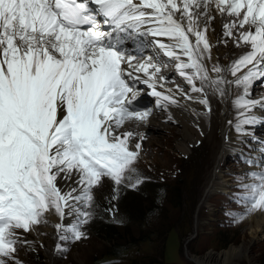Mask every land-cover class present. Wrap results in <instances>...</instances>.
Segmentation results:
<instances>
[{
	"label": "snow or ice",
	"instance_id": "1",
	"mask_svg": "<svg viewBox=\"0 0 264 264\" xmlns=\"http://www.w3.org/2000/svg\"><path fill=\"white\" fill-rule=\"evenodd\" d=\"M213 5L237 17L224 25L225 36L234 27L254 29L240 32L236 41L250 50L226 69L213 65L214 79L204 63L211 59L207 23L200 26L201 16L213 19ZM126 40L136 42L137 54L151 46L157 57L162 52L177 61L176 71L192 92L204 90L196 80L221 96V85L242 87L233 101L242 109L237 131L241 124L264 121L252 114L264 110V97L249 98L254 82L264 85V0H0V264H21L16 245L28 242L20 241L17 230L31 231L52 210L62 221L76 213L74 223L55 225L59 240L87 238L82 226L92 217V189L105 177L121 184L142 147L137 142L135 151L130 148L131 131L116 132L126 121L151 114L134 107L135 85L151 89L157 108L178 104L172 89L157 90L166 79H156L158 60L149 55L133 63ZM225 71L234 79L225 80ZM198 102L211 112L207 97ZM74 175L79 188L58 187ZM250 175L253 182L243 185L246 212L264 211V168ZM141 183L136 178L129 187ZM55 250L63 249L57 243Z\"/></svg>",
	"mask_w": 264,
	"mask_h": 264
},
{
	"label": "rangeland",
	"instance_id": "2",
	"mask_svg": "<svg viewBox=\"0 0 264 264\" xmlns=\"http://www.w3.org/2000/svg\"><path fill=\"white\" fill-rule=\"evenodd\" d=\"M214 46L219 45L215 42ZM145 57L143 54L136 56V59ZM225 59L226 66H220L222 69L228 68L232 62L229 54ZM221 75L227 80V71ZM257 84L264 86L259 81L254 82V86ZM228 96L227 92L221 99L222 109H229ZM257 97L256 93H250L249 98ZM138 100L145 105L137 109L147 110L150 107L160 110L155 109L156 106L152 108V100L147 92L138 95ZM239 119L237 115L232 123H237ZM222 131L220 125L216 138L218 141L220 139V144L223 143ZM234 131H237L236 128ZM246 131H251L252 137L242 143L243 149L239 154L230 155L220 168L219 176L225 180L223 187L226 191L217 190L211 194L204 193V189L214 179L215 165H208L211 154L202 139L192 140L193 146L187 145V150L177 147L178 143H182L181 139L173 137L166 143L162 137H158L157 132H146L145 135L157 136L154 144L147 143L146 138L142 142L131 139L130 143L134 146L137 142L142 143V150L132 164L134 171L126 173L119 185L105 177L92 189L93 202L88 209L92 217L82 226L87 238L80 241L59 240L60 233L55 225L62 223L67 226L74 223L76 217H65L62 221L52 210L45 213L42 223L33 227L35 231L17 230L20 241L26 240L28 243L16 245V260L21 264H155L148 260L143 262L151 249L150 233L153 229L157 231L159 238L155 244L160 249L168 226L172 229L167 233L164 257L158 258L156 264H196L190 260L191 256L222 251L231 245L248 244L251 238L249 226L254 224V214L260 211L246 212L247 206L242 199L246 192L243 185L251 184L254 178L250 174L260 171L259 149L250 143L263 144L259 140L264 139V128L254 129L250 126ZM222 151V148L215 151L216 161L221 158ZM128 176L132 179L129 180ZM136 178H140L142 183L133 189L129 184L134 183ZM146 186L150 188L146 189ZM158 187H164L167 192H158L159 195L152 202L158 208L156 215L148 214L150 209L141 213L139 204H130L133 200L139 202L144 192H150L152 198ZM147 214L151 215L148 221L145 219ZM261 235L257 233L255 243L248 245L246 258H235L233 262L260 264L264 255V238ZM57 243L63 249L61 252L54 249ZM7 264L14 262L7 261Z\"/></svg>",
	"mask_w": 264,
	"mask_h": 264
},
{
	"label": "bare ground",
	"instance_id": "3",
	"mask_svg": "<svg viewBox=\"0 0 264 264\" xmlns=\"http://www.w3.org/2000/svg\"><path fill=\"white\" fill-rule=\"evenodd\" d=\"M208 14L213 17L211 21H207L204 16L200 17L201 28L204 27L205 23H207L206 37L211 45V59H205L204 63L209 71V76L215 78L217 74L211 71L213 65L218 64L219 66L223 67L227 62V60L225 59V56L227 54H229L232 57V61H234L242 54L250 50L249 45L242 43L237 46L236 41L239 39L240 32L254 29H250L248 25H245L244 28L234 27L231 29L232 35L225 36L224 25L230 24L234 20H237V17L229 15L227 13L221 14L217 12L214 5L208 9ZM160 39L164 40L165 43L168 42L166 38ZM192 39L194 40V37H192ZM215 42H217L219 46L215 47ZM157 51L158 50L154 49L153 47H151L150 50L145 48L143 51L146 56L151 55L155 60H158L160 72L157 73L156 79L159 80L160 76L166 77V79L162 82L164 88L161 89L158 87L157 90L163 91L164 89H172L174 98L178 101V104L169 105L167 110H164L163 108H160L159 111L153 109L149 117L143 121H126L121 128L116 129V132L117 134H120L125 131H131L132 133H134V135L130 138V140L136 139L141 140L142 142V136L143 139L146 138V142L150 144L155 143V141L157 140V136L145 137V135L147 134L146 132H151V134L157 132L158 137H162L166 143L169 142L171 138L175 137L182 140V143L177 144V147L180 150H187L185 148L187 147V145L193 146L192 140L195 141L197 139H202V142L207 144L209 153L211 154H209V163H207L208 165H215L214 179L212 180L211 184H208L206 186V188L204 189V193L211 194L212 192H215L217 190L226 191V189H224L225 180L220 179L221 177L219 176L220 168L224 166V164H226L227 159L230 155L233 156L239 154L243 149L242 143L247 138L252 137L250 134L251 131H246L247 127L251 126L254 129H263L264 121L249 125L241 124L242 130L235 132L234 130L240 119L237 121V123H232V120L238 115V111H242V109L238 110L233 105V101L239 96V93L243 92V88L237 87L235 84L221 85V87L225 89V94L221 96L211 86H209L207 82H204L202 84L200 80H196V86L203 87L204 90L202 93L192 92L191 85H189L188 82L176 71L175 66L177 61L165 57L162 52L157 57ZM143 60L144 59L138 58L134 60L133 63H139ZM125 67L127 66L125 65ZM140 75L143 76V73H140ZM226 79L233 80L234 78L231 76L230 72H227ZM177 86H179V89L177 88ZM135 89L137 90L138 95L146 92L149 94L151 91V89H149L144 84L135 85ZM249 91L250 93L254 92L258 95V97L254 99H260L264 97V86H261L260 84L251 87ZM227 92L229 94V109H227L226 107L222 109L221 99L225 97ZM184 93L192 97V99H186L183 95ZM149 96L151 97L153 108L156 106V98L151 95ZM204 97H207L209 101L211 112H208L205 107L198 102L199 99H202ZM155 109H157V107ZM252 114L258 117L264 116V110L257 107L253 109ZM169 115L171 116V120L168 119ZM230 121L231 123H229ZM220 125L223 129L222 144H220L221 142L219 143L220 139L219 141L216 139ZM262 141H264V139L261 138L259 142L261 143ZM250 144L255 145L259 149L257 155L259 154L258 156L260 157L261 162L258 168L262 170V168H264V163H262V159H264V153H262L260 149L264 148V143L262 145L255 142H252ZM129 145L130 148L135 151V146L132 145L130 141ZM220 148H222L223 150L222 155L221 158L216 161L215 151L217 149L219 151ZM216 178H218V182L214 183ZM76 179L77 177L74 175L72 180L70 181L61 180L58 183V187H61L63 191H68L71 187L79 188V186L75 184ZM76 194L79 193L77 192ZM78 206L82 207V205ZM68 217L74 218L76 217V213L73 211V215ZM253 220L254 224H250L249 226V233L251 235V238L248 244L242 243L238 246L231 245L228 249L222 251L207 252L201 256H191L190 260L194 261L196 264H236L233 262V259L246 258L248 245L251 244L252 241H255L257 239V233L262 234L261 236H263L262 238H264V211L256 212L253 216ZM33 230L35 231V228H33Z\"/></svg>",
	"mask_w": 264,
	"mask_h": 264
},
{
	"label": "trees",
	"instance_id": "4",
	"mask_svg": "<svg viewBox=\"0 0 264 264\" xmlns=\"http://www.w3.org/2000/svg\"><path fill=\"white\" fill-rule=\"evenodd\" d=\"M146 189L147 188H150V186H146L145 187ZM149 191V190H148ZM160 191H161V193H166L167 192V190L164 188V187H161V188H157V193H156V195L155 196H153L152 198H151V194H150V192H148V194L146 193V192H144L143 193V195H142V197H141V200L139 199L138 201L139 202H135L134 200L132 201V202H130V204L131 205H135V204H139V211L142 213V211H144V210H149L150 209V212H148V214L149 213H151V215L154 213V215H156V213H157V206L156 205H154V203H152L153 202V200H155L156 199V197L159 195V193H160ZM159 192V193H158ZM146 215V220L148 221V219H149V217L151 216H149V215ZM148 218V219H147ZM172 229V227L171 226H168V228H167V230H166V233H165V235L163 236V238H162V240H163V242H162V244H161V247H160V249H157L156 247H157V245L155 244V242H156V240L159 238V236H157V231L155 230V229H153V231L150 233V242H151V249H150V252H149V254L148 255H146L145 257H144V261L143 262H146L147 260L149 261V262H152V263H158V261H159V259L158 258H160V259H162L163 257H164V253H165V244H166V238H167V233L170 231ZM113 238H116L117 239V237L116 236H113ZM260 264H264V255L261 257V261H260Z\"/></svg>",
	"mask_w": 264,
	"mask_h": 264
},
{
	"label": "water",
	"instance_id": "5",
	"mask_svg": "<svg viewBox=\"0 0 264 264\" xmlns=\"http://www.w3.org/2000/svg\"><path fill=\"white\" fill-rule=\"evenodd\" d=\"M191 238H192V237H191ZM191 238L187 239V242H188V240L190 241ZM253 243H255V241H252V242H251V245H252Z\"/></svg>",
	"mask_w": 264,
	"mask_h": 264
}]
</instances>
